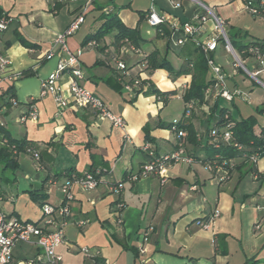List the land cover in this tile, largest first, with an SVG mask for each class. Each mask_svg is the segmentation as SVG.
<instances>
[{"label": "crops", "instance_id": "0c3cea01", "mask_svg": "<svg viewBox=\"0 0 264 264\" xmlns=\"http://www.w3.org/2000/svg\"><path fill=\"white\" fill-rule=\"evenodd\" d=\"M82 3L83 0L56 1L54 4L49 0H0V8L10 20L7 29L0 32V49L9 60L7 68L0 71V94L11 85L17 101L14 106L3 105L0 100V120L10 137L33 143L41 157V167L37 169L31 155L21 153L16 174L12 175L8 170L3 172L0 211L7 218L40 221L41 205L29 192L43 189L47 194L45 201L58 205L62 199L60 185L67 177L64 174L52 176L67 168L83 173L95 162L97 166L103 164L109 172L101 176L91 191L72 184L73 200L64 227V241L56 248L62 264H264V157L255 164L257 175L245 163L222 184H218L200 162L173 164L166 171L164 184L154 175L123 181L126 173H137L146 160L141 149L146 142L144 126L149 127L155 155L168 153L175 146L174 133L159 124L168 125L175 120L162 111L176 96H170L163 104L154 95L142 93L129 102L120 88L112 58L119 55L135 69L134 63L139 59L137 54L127 48L115 52L110 45L112 37L108 41L103 37L96 47L84 49L80 56L84 74L82 85L114 114L124 118L125 130L113 127L90 109L68 107L58 110L51 95H40V81L57 62L55 58L44 59V54L54 36L69 24ZM151 4L158 12L181 21H190L195 15L202 14L203 4L223 20L226 34L236 31L238 35L246 34V39L264 37V9L252 15L246 10L244 0H96L87 14L97 22L98 15L105 12L115 15L125 26L137 27L143 39L138 49L143 53L158 50L160 55H166L174 69L183 61L176 55L180 49L192 54L194 39L205 41L215 35L213 21L207 20L200 32L187 38L183 45H175L170 34L163 36L158 33L157 26L146 22ZM82 25L67 39L70 49L81 46L84 38L94 32L80 37ZM14 31L34 46L21 45L14 37ZM212 55L226 75L228 88L235 87L248 93L253 97L255 107L264 106V81L258 80L262 90L246 86L243 78L241 83V65H235L234 56L225 51L222 42H217ZM239 59L245 71L258 69L253 56ZM259 75L264 76V71L256 77ZM11 76L18 77L9 79ZM141 77L150 80L159 90H175L176 94L182 84H189L191 78L190 75L173 78L164 69L144 70ZM67 80V75L58 80L64 94ZM181 92L180 89V95ZM29 99H33L37 117L22 122L20 117L29 110ZM212 102L209 97L205 104L195 105L189 117L200 143L197 155H204L202 147L207 139L209 120L216 116L208 111ZM233 102L237 104L238 101ZM245 107H238L241 113L245 112L244 116L252 113L253 109ZM121 181L123 188L116 196L109 187ZM118 199L123 203L119 212L115 206ZM213 210L218 216L208 229L200 228L196 220L207 217ZM118 218L122 221L118 222ZM81 221L85 223L81 225ZM143 233L146 234L144 243L141 242ZM215 234L221 236L223 253L217 252L212 242ZM141 243L144 252L138 250ZM81 247L97 249L98 257L82 253ZM39 252L31 243L18 242L12 248L10 264H44L36 259Z\"/></svg>", "mask_w": 264, "mask_h": 264}, {"label": "built area", "instance_id": "2783aa9c", "mask_svg": "<svg viewBox=\"0 0 264 264\" xmlns=\"http://www.w3.org/2000/svg\"><path fill=\"white\" fill-rule=\"evenodd\" d=\"M56 1L71 0H49L52 4ZM95 1L96 0H83L79 11L73 16L69 24L52 39L49 50L44 54V59L49 60L55 58L57 61L56 67L40 81V95H51L58 110L68 107L73 109H90L97 117L109 121L113 127L125 130L124 118L119 114H114L98 96L86 89L81 83L84 74L80 56L84 49L96 47L98 45L97 42L94 39H90L76 49H70L67 43V39L80 29L84 22L85 15ZM260 5H264V1H260ZM201 6L204 10L202 14L195 15L190 21H181L166 13L158 12L155 6L151 4L146 14V22L150 26L167 25L171 32L170 40L173 41V44L183 45L187 38H191L195 33L200 32L203 24L207 20H212L215 35H212L205 41H200L196 38L194 39L195 44L208 55L209 52L215 50L217 42L222 38L225 51L234 56L236 61L235 65L239 64L242 66L239 55L235 53L224 31L223 20L217 17L205 5L201 4ZM245 8L252 15H257L259 13L258 9L251 6L249 1L245 2ZM105 11L107 12L108 10ZM8 21H10L9 18L0 20V32L7 29ZM174 33H177L176 37H174ZM124 48L137 54L139 58L143 57L142 52L129 43L121 47L119 52ZM247 52L255 58L258 69L254 72L247 70L246 72L251 77L255 78L257 74L264 71V53H260L257 47L252 46L248 48ZM112 59L117 72L118 81L122 86V90L129 98H134L142 94L148 88L150 80L141 77V73L144 71L143 63L135 64V69H132V67L122 60L119 55L113 56ZM8 64V58L0 49V71L5 70ZM207 64L212 72L214 82L206 89L204 96L205 100L211 97L213 100L222 98L225 101H232L236 96L247 100V95L243 91L237 88L232 90L228 88L226 75L223 73L220 65L215 63L213 58L208 57ZM62 75H67L68 77L65 86V94L58 83ZM17 77L18 76H11L9 79H15ZM186 87V84H182L180 89L183 91ZM175 96L181 95L178 93ZM155 98L157 101L162 102L159 96H155ZM9 101L11 105H17L15 98H10ZM27 105L29 110L20 117V121L22 122L35 120L37 117V109L34 107L33 99H29ZM193 108L194 102H188L186 104L184 116L190 117ZM226 117L227 115H225V118ZM178 123L179 119L173 120L170 128L176 137L173 150L162 155H155L151 144L145 142L141 146V149L147 153L148 159L140 165L137 173H126L127 179L136 181L141 177L154 175L159 178L161 184H164L167 178L166 171L173 164L185 163L190 165L194 162H200L210 171L218 184L225 183L230 178L229 169H226L225 165L229 163L232 167L234 162L232 160L217 161L218 155L214 156L215 160L207 159L204 161L190 155L186 150L187 132L181 129ZM207 137L215 148L221 145H233L238 150L241 149V146L234 141L233 133L229 126L212 128L208 131ZM31 157L35 161L36 168L39 169L41 165L38 152L33 151ZM242 157L254 165L259 160V155L257 153L250 155L245 154ZM105 172L108 173L109 170L103 168L101 173ZM99 173L100 170L98 169L95 174ZM95 174L83 172L78 175L76 172H71L70 176L60 185L62 194L61 203L58 205H52L47 202L43 203L41 205V218L38 222L7 218V216L0 211V264H10L12 248L18 242L31 243L36 246L40 251L36 257L39 262L44 264H62V258L56 253V248L64 241V227L68 223L70 202L73 200L71 186L76 183L84 190L91 191L96 188L101 178L96 177ZM122 188V182H116L109 187L110 192L116 196L120 195ZM115 206L116 210L119 212L123 207L122 201L118 199ZM217 216L216 210H213L207 217L197 219L195 223L202 229H208ZM121 221L122 220L118 218V222ZM84 223L83 221L80 222L81 225ZM145 241L146 234L143 233L141 242L144 243ZM212 242L214 243V237ZM138 250L140 252L145 251L142 243L138 246ZM80 251L86 255L92 254L95 257L99 255L97 249L92 250L88 247H81Z\"/></svg>", "mask_w": 264, "mask_h": 264}, {"label": "trees", "instance_id": "16d2710c", "mask_svg": "<svg viewBox=\"0 0 264 264\" xmlns=\"http://www.w3.org/2000/svg\"><path fill=\"white\" fill-rule=\"evenodd\" d=\"M245 2H250L251 6H254L258 9L259 13H261L264 9V5H260V1L264 0H244ZM258 13V14H259ZM5 13L2 12L0 8V20L7 19ZM101 21L100 26L94 32L88 34L84 40V44L86 41L90 39H94L97 44L99 41L103 39L106 35L112 33V42L111 46L115 52H119L120 48L123 47L125 44L133 45L135 48H140L141 43L143 42L142 37L138 31L137 27L131 28L125 26L115 15L110 16L105 12H101L98 17L96 18ZM141 17L139 18V21ZM9 21L7 22L8 27ZM158 33L160 32L163 36H169L170 29L167 25L162 24L157 26ZM239 32H227L229 42L235 52L241 57L242 59L245 57L250 56L247 52L250 46L257 47L260 53H264V37L263 38H251L246 39V34L238 35ZM14 37L16 40L23 46L27 48H31L34 45L28 42L19 32L14 31ZM220 42L224 44L222 38L219 39ZM193 49L191 53H183V49H180L176 55L183 59L181 64L177 69H174L169 60L167 59L166 55L162 56L159 54L158 50L154 49L149 53H143V57L139 58L135 64L143 63L144 68L143 70L154 71L157 69H164L168 71L173 78L178 77L180 75H190V82L187 87L181 92V99L184 102V109L182 116L179 118L178 126L181 129H184L187 132V144L186 150L187 152L192 155L193 157L200 159V160H215L214 156L218 155L217 161L220 160H232L233 166L231 167L229 163L225 165L226 169H229V177L231 174L245 163L249 164L248 169H251L254 174L257 175L255 165L249 163L243 155H250L253 153H257L259 155V159L264 157V117H262L264 113V106L259 105L254 108L252 113L244 116L243 113L239 111V108L234 100L231 101V107L225 106L222 101V98H216L209 106L210 115H214L209 121V128L208 131L212 128H223L229 126L232 130L234 141H236L240 146L241 149L238 150L233 145H221L218 148H215L209 141L208 137L202 147L204 155H197L196 149H198L200 143L197 141V134L194 128L192 127L191 123L189 122V117L184 116V111L186 109V104L188 102H194V106H201L207 102L204 99L206 89L214 82L212 72L207 64V58H213L212 52H209L206 55L200 48L195 44H192ZM23 75V74H22ZM145 82V81H143ZM120 88H122L119 82ZM229 87V86H228ZM230 90L235 89V87L229 88ZM175 90L171 91H162L159 90L155 85L149 82L148 88L143 92L144 95H155L159 96L162 100L163 104H166L169 97L172 95H176ZM126 94V93H125ZM127 95V94H126ZM128 97V95H127ZM10 98H14V89L13 86H8L1 94L0 100L3 101V105H8L10 103ZM134 98H129L128 101L132 102ZM15 106V105H14ZM193 109L191 111V114ZM225 115L227 117L225 118ZM261 118V120L259 119ZM172 123V122H171ZM171 123L168 125L159 124L161 127H168L171 128ZM145 132L146 142H151L152 138L149 135V127L146 125L143 127ZM175 136V134H174ZM176 140V137H175ZM154 150V149H153ZM33 151H37L36 146L25 140V139H15L10 137L7 134L3 126V122L0 120V178L4 177L3 172L8 170L15 175L17 170L19 169L18 158L21 153L30 154ZM143 151V150H142ZM146 156V160L148 159V155L145 151H143ZM39 154V160L41 165V157ZM90 157L93 159V154H90ZM145 160V161H146ZM106 168L105 166H97L95 162L87 168L85 172L95 174V172L99 169L100 173L95 174L96 177H101L102 175L106 174L101 173V170ZM107 169V168H106ZM71 172H76L73 168H67L63 173L54 174L52 177H58L64 174L66 177L70 176ZM2 173V174H1ZM78 175L81 173L76 172ZM241 176V175H240ZM53 178V179H54ZM124 180H128L126 175H124ZM121 181V182H123ZM114 184V183H112ZM31 198L40 203L42 205L45 203L47 199V194L43 189L34 190L29 192ZM221 236L214 235V244L216 246L217 252L223 253L224 250L221 249L224 247L223 242L220 238Z\"/></svg>", "mask_w": 264, "mask_h": 264}, {"label": "rangeland", "instance_id": "374dc122", "mask_svg": "<svg viewBox=\"0 0 264 264\" xmlns=\"http://www.w3.org/2000/svg\"><path fill=\"white\" fill-rule=\"evenodd\" d=\"M100 23H101V21L99 19L97 20V22H94L93 21V17L91 15L87 14L85 24L82 25V28H81V31H80V35H81L80 37H82L83 35L87 34L90 31H95L98 28ZM111 37H112V33H110L109 35L105 36L107 41L110 40ZM240 69H241L242 75L239 77V80H240L241 83H242L241 80L244 79L245 80L244 83H245L246 86H253L255 89L262 90L263 86L258 80L264 81V76L263 75H259L255 79V78L247 75L246 71L241 66H240ZM177 91L180 94V89H178ZM244 93L247 95V100H244V99H242L241 97H238V96H236L234 98V100L238 101L237 102L238 107L239 108H243L244 106H246L245 107L246 109L251 108V109L254 110L255 102H253V97L251 98V97L248 96V93H246V92H244ZM222 103L225 106H228V107L232 108L231 101H225L224 100V101H222ZM194 108H195V106H194ZM194 108H193V110H194ZM182 111H183V101L181 99V96H176V97H173V98H171L169 100L168 104L164 107V109L162 111V114L164 113V115H170L171 117H173V119H179L178 116L181 114ZM243 115H245V112H244ZM8 174H10V172H8Z\"/></svg>", "mask_w": 264, "mask_h": 264}, {"label": "water", "instance_id": "95a60500", "mask_svg": "<svg viewBox=\"0 0 264 264\" xmlns=\"http://www.w3.org/2000/svg\"><path fill=\"white\" fill-rule=\"evenodd\" d=\"M264 85V84H263Z\"/></svg>", "mask_w": 264, "mask_h": 264}]
</instances>
